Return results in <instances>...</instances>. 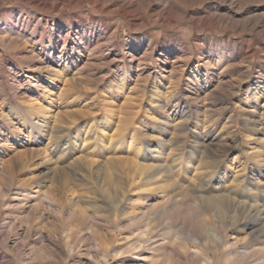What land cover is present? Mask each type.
Here are the masks:
<instances>
[{
	"label": "rangeland",
	"instance_id": "rangeland-1",
	"mask_svg": "<svg viewBox=\"0 0 264 264\" xmlns=\"http://www.w3.org/2000/svg\"><path fill=\"white\" fill-rule=\"evenodd\" d=\"M119 1L0 0V264H238L264 216V0Z\"/></svg>",
	"mask_w": 264,
	"mask_h": 264
},
{
	"label": "bare ground",
	"instance_id": "bare-ground-1",
	"mask_svg": "<svg viewBox=\"0 0 264 264\" xmlns=\"http://www.w3.org/2000/svg\"><path fill=\"white\" fill-rule=\"evenodd\" d=\"M38 0H27V2L30 3H34L37 2ZM111 2L112 6L117 5L118 8L117 10H112L110 12H106L102 6L100 9V12L103 13L104 15H111V16H121L125 19L128 18V13L127 11H124V8L122 5H120V1L119 0H94V2H99L101 4L105 3V2ZM146 1V0H144ZM174 0H172L173 2ZM226 0H221V2H225ZM148 8H150L152 6L153 0H147L146 1ZM106 4V3H105ZM108 11V10H107ZM264 15V14H263ZM262 15V17H260L262 20L261 22L259 21H254L251 22V20L246 21V24H250V28L249 31L246 33V36H249L250 39L253 37V35L256 32V29L259 26L264 27V16ZM217 17L219 18V20H227L229 23H231L234 20V16L230 15V16H225L223 18V16H219L217 15ZM212 18V17H211ZM213 21H215V23H217L218 21L213 19ZM209 25V24H207ZM11 26V25H10ZM15 26L12 25V28L14 29ZM245 31V30H243ZM245 33V32H244ZM232 37V34H230V38ZM187 127V126H186ZM205 150V149H204ZM158 153H161V151H159ZM203 154V153H202ZM156 157H160V154ZM213 159V158H212ZM158 170H154L153 172H151L149 174L148 177L153 178V176L157 173ZM168 194V192H167ZM166 194V195H167ZM163 199H167V201H170V199H172L171 196H162ZM213 200H208L209 202H212V205L217 206L218 207V211L221 215V217L224 215V207L227 205V198H225L224 196H219L217 198H212ZM146 200V199H145ZM155 200V199H154ZM142 208L144 210V213L148 214L150 213L156 206V203L154 201H152V199L150 200H146V202L142 204ZM227 207V206H226ZM225 207V208H226ZM241 207V209H240ZM237 209H239L238 211V215L239 217L234 221V223L232 224L234 227H237V229L241 232V233H246L247 237L250 238L249 242L247 243L246 247L244 246V250L241 252V256L243 257L242 260H238V264H249V259H251L252 257L259 255V254H264V216L261 215L260 212L258 213H252L251 211L249 213H245V210H242V204L237 205ZM146 217V215H145ZM223 218V217H222ZM222 218H220L221 224L222 226H226V221H224ZM219 219V218H218ZM225 219V218H224ZM227 219V218H226ZM252 222V224H251ZM219 226V225H218ZM217 227V226H216ZM231 227V226H230ZM242 229V230H241ZM239 233V232H238ZM240 235V234H239ZM246 237V238H247ZM220 239L222 238V236L219 237ZM152 241V240H151ZM196 243L203 245V241L201 237H198L195 240ZM242 245V244H241Z\"/></svg>",
	"mask_w": 264,
	"mask_h": 264
}]
</instances>
